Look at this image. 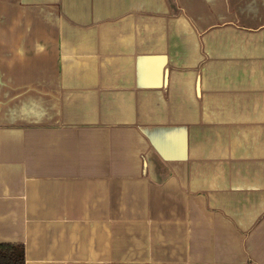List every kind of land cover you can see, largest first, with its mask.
Listing matches in <instances>:
<instances>
[{
	"label": "crops",
	"instance_id": "1",
	"mask_svg": "<svg viewBox=\"0 0 264 264\" xmlns=\"http://www.w3.org/2000/svg\"><path fill=\"white\" fill-rule=\"evenodd\" d=\"M0 243L264 264V0H0Z\"/></svg>",
	"mask_w": 264,
	"mask_h": 264
},
{
	"label": "trees",
	"instance_id": "2",
	"mask_svg": "<svg viewBox=\"0 0 264 264\" xmlns=\"http://www.w3.org/2000/svg\"><path fill=\"white\" fill-rule=\"evenodd\" d=\"M25 248L21 244L0 243V264H25Z\"/></svg>",
	"mask_w": 264,
	"mask_h": 264
}]
</instances>
